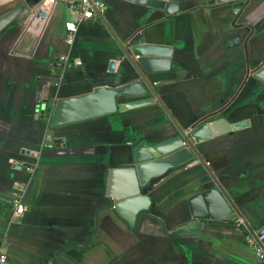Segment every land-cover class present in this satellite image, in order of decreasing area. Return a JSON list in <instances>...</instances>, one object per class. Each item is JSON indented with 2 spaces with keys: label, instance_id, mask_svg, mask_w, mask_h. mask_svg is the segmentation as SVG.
<instances>
[{
  "label": "crops",
  "instance_id": "1",
  "mask_svg": "<svg viewBox=\"0 0 264 264\" xmlns=\"http://www.w3.org/2000/svg\"><path fill=\"white\" fill-rule=\"evenodd\" d=\"M102 19L126 42L135 34L171 47L158 94L181 129L223 118L242 127L198 147L252 234L264 229V85L248 68L264 63V0H179L165 16L102 0ZM22 11L0 32V253L5 264H254L252 234L231 220L191 215V197L214 187L197 160L151 179L150 204L113 210L108 171L133 167V150L178 134L155 104L53 129L35 118L38 100L82 95L137 79L100 17L81 22L71 43L65 2L44 0L35 19L24 0H0V16ZM150 39V40H149ZM115 60L114 71H108ZM132 100H125L122 103ZM122 183L117 182L119 189ZM123 185V184H122ZM20 201L25 211L14 214ZM135 219L129 225L127 218Z\"/></svg>",
  "mask_w": 264,
  "mask_h": 264
},
{
  "label": "water",
  "instance_id": "2",
  "mask_svg": "<svg viewBox=\"0 0 264 264\" xmlns=\"http://www.w3.org/2000/svg\"><path fill=\"white\" fill-rule=\"evenodd\" d=\"M130 3L138 7H144L150 12H161L165 16H171L178 11L179 0H119ZM216 4H233L240 7V0H215ZM44 0H24L23 9H27L35 19H44L45 11L40 9ZM22 11L18 7L0 16V32ZM102 24L109 30L110 35L118 45L121 57L137 76V79L117 86H101L92 91L57 99L49 104L44 98L37 104L35 118L46 119L48 122V135L53 129L71 125L83 121L96 119L118 112L131 111L152 105H159L172 123L175 125L178 134L161 142L146 146L137 145L133 150V167L128 169H117L108 171L107 176V197L113 200V210L121 214L122 205L143 201V210H147L150 198L139 197L140 187H145L143 196L150 192L148 187L151 179L163 176L168 170L197 160L206 167L215 186L191 197L188 207L193 217L201 220H214L224 222L233 219V214L240 220L238 223L252 234L246 220L239 213L234 205L222 191L216 178L212 175L207 162L199 154L198 147L205 141L223 135L232 130L242 127L241 124L230 125L223 118L209 122H202L188 129H181L174 118L162 102L158 87L164 82H157L151 76L170 71L171 47L161 45L152 40L146 41L144 34H135L128 38L126 42H121L110 30L109 26L102 19V15L97 12ZM115 60L110 61L108 71H114ZM253 79L264 85V63L257 68H248ZM122 100H132L120 103ZM122 183L119 189L116 183ZM135 218H127L129 225H134Z\"/></svg>",
  "mask_w": 264,
  "mask_h": 264
},
{
  "label": "built area",
  "instance_id": "3",
  "mask_svg": "<svg viewBox=\"0 0 264 264\" xmlns=\"http://www.w3.org/2000/svg\"><path fill=\"white\" fill-rule=\"evenodd\" d=\"M48 4L53 5L57 2H65L74 15V20L65 23L66 41L71 43L77 26L86 20L95 19L98 13H103L106 6L102 0H45ZM25 211V207L20 201L14 204V214L19 216ZM248 242L252 248L255 262L254 264H264V229H260L248 238ZM7 257L0 253V264H5Z\"/></svg>",
  "mask_w": 264,
  "mask_h": 264
},
{
  "label": "rangeland",
  "instance_id": "4",
  "mask_svg": "<svg viewBox=\"0 0 264 264\" xmlns=\"http://www.w3.org/2000/svg\"><path fill=\"white\" fill-rule=\"evenodd\" d=\"M123 101H125V100L120 99V103H122Z\"/></svg>",
  "mask_w": 264,
  "mask_h": 264
}]
</instances>
